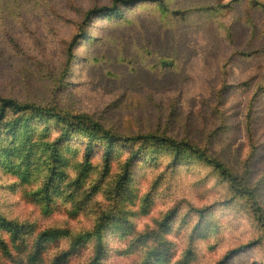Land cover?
<instances>
[{
    "label": "rangeland",
    "instance_id": "1",
    "mask_svg": "<svg viewBox=\"0 0 264 264\" xmlns=\"http://www.w3.org/2000/svg\"><path fill=\"white\" fill-rule=\"evenodd\" d=\"M114 2L0 0V264H264V0Z\"/></svg>",
    "mask_w": 264,
    "mask_h": 264
},
{
    "label": "trees",
    "instance_id": "2",
    "mask_svg": "<svg viewBox=\"0 0 264 264\" xmlns=\"http://www.w3.org/2000/svg\"><path fill=\"white\" fill-rule=\"evenodd\" d=\"M139 1H142V0H115V2L109 6H103V7H100V8H95V9H92L90 10L87 15H91L92 13H95V12H103V13H108V12H114L117 10V6H118V3H125V4H133V3H136V2H139ZM159 1V0H158ZM75 42V41H74ZM73 42V43H74ZM71 44V47H70V50L72 51L73 49V45L74 44ZM43 108H40V107H37L33 104H29V103H23V102H20L14 98H4V97H0V124L6 119L8 113L12 112L13 114H26L28 113L29 111H32V110H35L34 112H38L37 110H41ZM46 111V109H45ZM51 116H54V117H57L56 114L55 115H52ZM60 120H63L64 122L68 123V119L66 118H62V117H59ZM151 137V135H143V136H136V137H133V139H146V138H149ZM166 140H169V139H166ZM250 187V188H249ZM249 192H250V195L251 196H255L256 197V190H257V187H251L249 186ZM44 233H47V232H44ZM225 261L222 260L220 263L223 264Z\"/></svg>",
    "mask_w": 264,
    "mask_h": 264
}]
</instances>
